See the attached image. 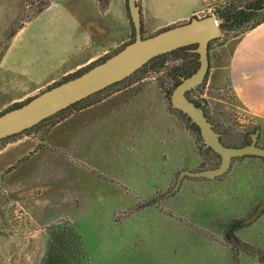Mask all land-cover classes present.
I'll return each instance as SVG.
<instances>
[{
  "label": "rangeland",
  "instance_id": "1",
  "mask_svg": "<svg viewBox=\"0 0 264 264\" xmlns=\"http://www.w3.org/2000/svg\"><path fill=\"white\" fill-rule=\"evenodd\" d=\"M142 1L153 12L180 1L172 17L187 16L198 4ZM251 1L218 0L194 15L219 17V11ZM89 3L0 0V113L16 104L1 108L7 100L51 78L50 85L66 79L62 74L83 60L74 50L84 43L76 37L74 17L82 27L85 13L86 23L98 19L101 8ZM157 14L152 27L167 20ZM242 30L221 32L209 50L206 80L190 93L230 145H241L257 128L259 142L264 140V119L238 102L226 76L228 41ZM189 61L170 58L0 143V264H42L50 231L62 223L81 236L89 264H156L150 250L159 241L175 244V264H264V211L255 222H242L264 201V160L234 159L222 177H188L165 196L181 169L220 161L202 149L168 100L173 71L189 70Z\"/></svg>",
  "mask_w": 264,
  "mask_h": 264
},
{
  "label": "water",
  "instance_id": "2",
  "mask_svg": "<svg viewBox=\"0 0 264 264\" xmlns=\"http://www.w3.org/2000/svg\"><path fill=\"white\" fill-rule=\"evenodd\" d=\"M137 3V0H127L126 3L133 23V39L82 72L54 83L20 104L1 112L0 140L23 132L56 112L126 79L158 55L170 53L183 46L195 45L191 51L197 55L198 65L188 76L178 77L179 81L169 94V101L173 109L182 112L189 123L197 128L203 149L211 150L220 161L212 168L181 169L174 186L165 196L174 193L188 177L207 180L222 177L228 173L234 159L245 156L264 158V148L256 145L258 129L251 135L250 143L228 146L220 140L221 134L208 120L204 109L186 95L205 81L210 69L209 45L221 36L224 19L214 15H193L187 21L143 36L141 12ZM263 211L264 201L242 222H255Z\"/></svg>",
  "mask_w": 264,
  "mask_h": 264
},
{
  "label": "crops",
  "instance_id": "3",
  "mask_svg": "<svg viewBox=\"0 0 264 264\" xmlns=\"http://www.w3.org/2000/svg\"><path fill=\"white\" fill-rule=\"evenodd\" d=\"M86 1L91 3H89V6L97 8V10L101 8V13L98 12V19L95 18L94 21L88 23H86L87 13H85L84 27L81 25L80 17H74L75 26L79 27L76 37L79 40L80 37H84L83 45L76 44L74 50L79 51L80 54L82 53L83 60L76 63L73 68L66 70L62 74L63 77L110 55L131 39L132 21L126 0H108L106 4L101 3V0ZM137 1L139 2L143 24L142 31L146 33H155L162 28L171 26L178 21V18H183V21H187L195 13L218 2V0H198V4L190 8L187 16L172 17L171 11L174 10V14L177 13L175 10L182 5L180 1L168 3L165 8L160 4L164 9L158 8L154 12L142 0ZM93 8L90 12H93ZM157 12L167 16V20L162 21L157 27H152L155 20L154 17L158 15ZM228 43L226 76L234 93L233 95L252 115L264 119V22L253 28H247L237 37L231 41L229 40ZM54 80V78H51L49 81L30 91L28 90L20 96L12 97L3 103L1 108L25 100L50 85ZM162 232L161 230V234ZM174 245L170 242L159 241L155 243L156 248H151L152 250L150 251L153 252L156 264H175ZM121 247L125 246L122 245Z\"/></svg>",
  "mask_w": 264,
  "mask_h": 264
},
{
  "label": "trees",
  "instance_id": "4",
  "mask_svg": "<svg viewBox=\"0 0 264 264\" xmlns=\"http://www.w3.org/2000/svg\"><path fill=\"white\" fill-rule=\"evenodd\" d=\"M103 4H106L108 2V0H101ZM127 1V0H126ZM138 2V1H137ZM139 3V2H138ZM137 3V4H138ZM218 16L220 18L224 19V23L222 24L221 27V31L222 33L225 34L230 31H236L239 29H242V32L244 30H246L247 28H253L257 25H259L260 23L264 22V0H252L251 2L247 3L245 6H243L240 9H235V8H227L224 9L223 11H219L218 12ZM133 25V23H132ZM131 25V26H132ZM143 36H144V32L142 31ZM133 28H132V35H131V39H133ZM220 38V37H219ZM217 38V39H219ZM217 39L213 40L210 45H209V50L211 49L212 44L217 41ZM195 45H190V46H183L181 48H178L176 50H173L170 53L167 54H161L158 55L157 57L151 59L148 63H146L141 69L136 70L133 74H131L129 77H127L126 79L120 81V82H116L110 86H108L107 88L103 89L102 91L108 90L110 88H112L115 85H119L125 81L130 80L131 78H133L135 75H137L139 72H143L144 70H146L147 68H159V67H163L165 65V63L170 59V58H185V59H189L191 67L189 68V70H181V71H173V77L175 79V85L177 84V82L179 81V76L180 75H184L188 76L192 71H194L197 67V55L195 53H193L191 51V49H194ZM105 57L99 59L97 62L103 60ZM209 58H210V54H209ZM96 62V63H97ZM95 63V62H94ZM92 63V64H94ZM92 64H90L89 66H86L85 68H82L80 70H78L75 74H71L66 76V78H69L71 76H74L80 72H82L83 70L87 69L88 67H90ZM208 75V73H207ZM206 75V77H207ZM206 80V79H205ZM200 86V85H199ZM198 86V87H199ZM197 87V88H198ZM197 88L192 89L191 91H189L186 95L189 99H191L192 101H194L198 106H201L203 108V106L201 105L200 102H198L197 100H195L194 98H192L190 96V93H192L193 91L197 90ZM99 91L97 93H93L92 95L68 106L67 108L56 112V114H53L52 116H49L47 118H45L44 120H42L41 122H39L38 124H36L35 126L14 134L12 136H9L7 138L1 139L0 143H4V142H9L11 140H13L14 138L26 134L38 127H40L43 123L47 122L48 120L57 117L59 115H61L62 113L73 109V108H81V105L87 104V102L90 101L91 98H93L94 96L96 97L100 92ZM172 90H168V100H169V94L171 93ZM170 102V101H169ZM21 102H18L16 104H14V106L20 104ZM171 106V105H170ZM13 107V106H12ZM172 108V107H171ZM9 109V108H8ZM172 111L178 113L181 117H183V119L185 120V122L187 123L188 127L196 134L197 139L199 141L200 135L198 133L197 128L193 125L190 124L188 119H186L183 116V113L180 112L179 110L173 109ZM206 117L208 118V120L213 124L214 128L216 131H218L221 134V138L220 140L224 143L227 144L223 139H224V131L218 129V125L208 117V114L206 113V110L204 109ZM249 134L248 133L246 135V138L249 139ZM247 139L244 140V142L241 144L243 145ZM200 146L202 147V144L199 142ZM228 146H240V145H230L227 144ZM203 149V147H202ZM205 152L207 153H212L213 155L217 156L216 154H214L211 150H205ZM218 157V156H217ZM233 234V233H232ZM231 242H235L237 244H241L242 248L240 246H237L238 248L240 247V249L245 250L247 253H249V251L251 250V248L249 246H247L246 243H241L237 237L231 235L230 238ZM237 251V250H236ZM235 251V253H236ZM260 255V252L258 253ZM260 256H264L263 253H261ZM42 264H89V258H88V254L86 249L84 248V244L82 241L81 236L75 231V228L73 226H71L69 223H62V224H57L55 225L49 234L48 237V243H47V249L43 258V263Z\"/></svg>",
  "mask_w": 264,
  "mask_h": 264
},
{
  "label": "flooded vegetation",
  "instance_id": "5",
  "mask_svg": "<svg viewBox=\"0 0 264 264\" xmlns=\"http://www.w3.org/2000/svg\"><path fill=\"white\" fill-rule=\"evenodd\" d=\"M257 129H258V128H257ZM257 129H256V130H257ZM251 139H252V138H251V136H250V134H249V139H247V141H246L245 143H247V142L250 143ZM260 139H261V138H260V135H259V133H258V134H257V139H256V145H258V146L264 148V140H262L261 142H259ZM245 143H244V144H245ZM249 157H257V156H249ZM258 158L264 160V158H262V157H258Z\"/></svg>",
  "mask_w": 264,
  "mask_h": 264
}]
</instances>
